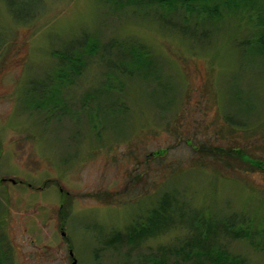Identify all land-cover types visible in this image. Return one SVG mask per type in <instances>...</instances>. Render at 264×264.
<instances>
[{"label":"rangeland","instance_id":"rangeland-1","mask_svg":"<svg viewBox=\"0 0 264 264\" xmlns=\"http://www.w3.org/2000/svg\"><path fill=\"white\" fill-rule=\"evenodd\" d=\"M117 1L125 0H41L27 5L39 9L35 15L18 19L0 0L3 264H150L160 247L195 236L189 222L196 220L185 216L129 241L127 227L148 206L141 187L168 190L203 221L237 213L250 217L253 232L264 226V54L239 46L248 38L253 46L250 37L264 29V0L175 3L192 39L174 28L169 3ZM202 4L218 14L199 12ZM83 34L126 51L144 45L150 75L104 70L94 57L59 88L57 108L26 105L30 80L51 73L54 51ZM208 145L223 155L203 151ZM215 226L196 237L243 264H264L263 242L254 246ZM117 231L121 240H112Z\"/></svg>","mask_w":264,"mask_h":264},{"label":"trees","instance_id":"trees-1","mask_svg":"<svg viewBox=\"0 0 264 264\" xmlns=\"http://www.w3.org/2000/svg\"><path fill=\"white\" fill-rule=\"evenodd\" d=\"M193 1L198 0H145V4L146 6H152V4L160 5L163 3L164 5H167L169 3L166 7H170L167 8L170 11L166 13L169 18L170 16L174 18L173 20L176 22V27L174 28L178 29L183 36L192 39L194 37H191V31H188L191 26L189 25V22L183 20V16H175V3H182L186 8L192 9L191 4ZM4 2L12 14L19 19L32 14L35 15L39 9L37 8L35 11L29 10V6L27 5L38 4L40 6L41 0H4ZM116 3L129 6L133 4H143L141 0H125L123 2L117 1ZM22 7H24L25 11L18 10ZM210 9L211 8L202 4V6L198 8V11L202 13L208 12L209 15L214 14L210 16L215 17L218 14L216 8ZM211 11L214 12L211 13ZM263 18L264 17H262V20ZM260 22L263 23L262 21ZM193 31H195V28H193ZM253 38L254 39L250 37V42L253 46H249V43L247 42L249 38L239 43V46L243 47V53L250 47V50L264 54V29L254 31ZM143 46L144 45L142 44H134L131 46L130 51H126L123 49L122 44L116 43L113 39L102 44L99 43L98 39L89 36L88 34H83L77 38L64 42L59 51H54L57 60L55 61L56 66L54 70L51 73L49 72L45 74L41 78L30 80L26 94V105L31 106L34 110H42L46 108L48 110H53V108H57L60 101V98L57 97L59 94V88L72 84L83 72L82 70L85 69L88 61L92 58L94 59V57L97 58L96 60L101 59L98 63L101 65V68H104V70L114 69L119 73H126L129 75L136 73L135 75L140 78L141 76L144 78L146 74L150 75L153 60H151V55H149L148 51ZM128 52L131 56H127ZM50 105L51 107H49ZM187 142H191V140L188 138ZM203 147V151L212 152L219 150L220 154L223 155L222 147L216 146L211 148L209 145ZM200 163L203 164L202 161H200ZM178 165H176L174 169H177V167H179ZM128 183L130 184V182ZM141 188H138L139 194L144 193L147 195L146 204L148 206L146 209H141V211L138 208L134 209L138 210L129 227H127L128 230L124 233V236H126L129 241L146 239L151 234L162 231L165 226L164 224H166L168 219L171 218L187 216L196 220L189 222V226L193 230L192 235L195 236L189 237L187 239L188 241L185 243L174 245L172 248L160 247L159 254L157 253L147 258L151 262L150 264H167V259H171L170 264H180L179 260L174 259V257H177L176 255L182 260L185 257L186 259H189L184 262V264H243L244 262L240 255L232 254L223 248L205 245L202 239L196 237V235L206 236L207 234H212L214 231L213 228L216 227L215 225L217 223L221 225L224 233L229 232L234 234V236L235 234H238L239 237L248 239L254 246H260V243H264V226L261 230L254 229L255 231L253 232V229H251L250 217L247 215L233 213L219 222L213 220L203 221L205 218L202 216L201 211L189 215L186 211L185 204L178 200L179 198L168 190L157 193L156 195L149 192V190H146V187ZM97 195L101 199V195L98 193ZM116 196L117 194L114 197L116 198ZM102 200L112 202L114 199L109 195H104ZM115 233L118 234H114L112 240H121L120 236L122 235L120 234L122 233L118 231ZM262 246L264 247L263 244ZM183 253H185V257L182 258ZM0 264L3 263L0 262Z\"/></svg>","mask_w":264,"mask_h":264},{"label":"water","instance_id":"water-1","mask_svg":"<svg viewBox=\"0 0 264 264\" xmlns=\"http://www.w3.org/2000/svg\"><path fill=\"white\" fill-rule=\"evenodd\" d=\"M2 180H5V179H2ZM9 180H10L12 183H15V182H16V180H14V178H13V179L10 178ZM61 234L64 235L65 232L62 230V231H61ZM69 254L72 255V251H71V250H69ZM72 264H76V260H75L74 258H73Z\"/></svg>","mask_w":264,"mask_h":264}]
</instances>
